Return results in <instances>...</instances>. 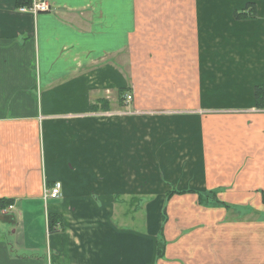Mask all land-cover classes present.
<instances>
[{"label": "crops", "instance_id": "crops-1", "mask_svg": "<svg viewBox=\"0 0 264 264\" xmlns=\"http://www.w3.org/2000/svg\"><path fill=\"white\" fill-rule=\"evenodd\" d=\"M48 2L32 16L0 0V264H264V0ZM248 5L256 18L236 20ZM140 44L150 107L180 133L144 169L134 154L126 184L125 119L91 107L133 112L122 55ZM103 123L114 143L85 127Z\"/></svg>", "mask_w": 264, "mask_h": 264}, {"label": "rangeland", "instance_id": "rangeland-1", "mask_svg": "<svg viewBox=\"0 0 264 264\" xmlns=\"http://www.w3.org/2000/svg\"><path fill=\"white\" fill-rule=\"evenodd\" d=\"M136 47H139L140 52L137 53V56L140 57V62L141 65H136L135 64L138 62V58L137 56L134 54L133 52V48H131V46H126L125 51L123 53V57H124V80H125V89H127V92L129 91L128 94H125V100L127 102V107H131L130 109L133 112H128L126 109L124 110H107V111H101V115L100 116H108V117H115V116H121L125 119L124 123H122L121 129H115L117 131H119V137L123 136L122 138L124 139L123 142V146L121 147V149H124V160H125V173H124V180L125 183L127 184L129 180L133 179L137 174L135 173V170L132 169L133 166V156L134 154H140V166L142 169L145 168V166H147V164H149V154H150V150L149 149V144H154L156 143V148H157V159L158 160H163L164 158V149H165V133L167 132H172L174 131V133L177 132V134L179 135V126L176 125H167L166 123V118H168L171 114L172 111L175 112V110H167V109H161V108H154V107H150L154 104H152V99L156 98L155 94H152V96H150V93L148 91V83L150 81V78L154 76L155 73H151L150 72V67L149 64L147 62V53L145 50L148 47V45L145 44H140L137 45ZM165 48V46H162ZM149 48V47H148ZM173 49V48H172ZM173 52H179V48L178 49H173ZM135 59V60H133ZM111 60V59H110ZM120 60V59H119ZM118 60V61H119ZM137 61V62H136ZM110 63H115L116 59H112V61H108ZM120 62V61H119ZM135 66V67H134ZM152 70V69H151ZM126 92V93H127ZM129 97L131 99H129ZM157 99V98H156ZM132 101H134V103H136V106L140 105L141 108H137L136 110H134V104L132 103ZM129 103V104H128ZM130 103H132L130 105ZM138 106V107H140ZM121 111V112H120ZM105 112V113H103ZM97 113V112H96ZM103 113V114H102ZM168 114V115H166ZM131 117H135V119L133 120V122L128 119ZM172 118V117H169ZM89 131H92L94 133H108L109 134V139H110V143L114 141L111 140V138H114L113 136L110 137V133H113L112 131L115 130H111V128L109 126H107L106 123L100 124V125H96L93 124L91 125H87L85 126ZM116 134V133H115ZM156 138V142L154 141V139ZM176 142H179V138H176L175 140ZM170 143V142H169ZM120 148V147H119ZM144 174H140V177ZM145 180V178H141V182H143ZM157 183H160V179L159 176L157 178ZM140 191L137 190H128V189H110L107 190L108 194H113L116 193L117 191H121L123 193H128V192H139V193H144V192H148V189H139ZM162 191L161 190H157L158 195L162 196ZM61 198V197H60ZM59 198V199H60ZM159 200V199H158ZM164 207V206H163ZM129 220V219H128ZM128 223L135 226H141L143 227V225L137 224L131 222V219L128 221ZM161 244H163V242H161Z\"/></svg>", "mask_w": 264, "mask_h": 264}, {"label": "trees", "instance_id": "trees-1", "mask_svg": "<svg viewBox=\"0 0 264 264\" xmlns=\"http://www.w3.org/2000/svg\"><path fill=\"white\" fill-rule=\"evenodd\" d=\"M20 1V0H19ZM23 1L22 5L25 7L27 5H30L31 0H21V2ZM257 15V8H255L254 5H248L245 9L241 10V11H237L235 12V17L236 20H250V19H255ZM127 89H122L119 91V98L121 99L123 97L124 94H126ZM256 106L258 109H262L264 110V87H258L256 89ZM110 108L108 107V102L104 101V100H99V102H97L96 104L92 105L91 110L94 112H98V111H107ZM175 193L172 192L169 194V196H172V194ZM11 201L10 200H0V206H2L1 208H7L8 206H10ZM164 213V212H163ZM163 213L161 215H163ZM165 215H163L162 217L164 218ZM49 224H50V231L51 233H54V228L56 224H60V219L57 216L54 215H49ZM163 252V244H161V242L159 241L158 243V250H157V255L158 257H162V253Z\"/></svg>", "mask_w": 264, "mask_h": 264}, {"label": "built area", "instance_id": "built-area-1", "mask_svg": "<svg viewBox=\"0 0 264 264\" xmlns=\"http://www.w3.org/2000/svg\"><path fill=\"white\" fill-rule=\"evenodd\" d=\"M21 14H30L32 16H38L40 14L50 13L52 11L51 5L48 0H31L30 5L19 7ZM129 99H131L129 97ZM62 186L60 183H56L51 189L46 190L44 193V200L53 201L58 200L62 195ZM13 206H10V209Z\"/></svg>", "mask_w": 264, "mask_h": 264}]
</instances>
